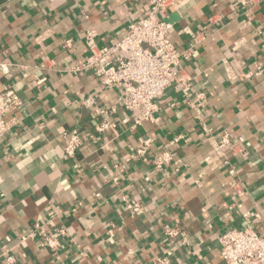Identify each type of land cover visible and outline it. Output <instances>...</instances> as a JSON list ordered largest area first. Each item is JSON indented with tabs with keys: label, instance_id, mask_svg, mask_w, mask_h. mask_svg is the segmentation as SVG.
<instances>
[{
	"label": "crops",
	"instance_id": "obj_1",
	"mask_svg": "<svg viewBox=\"0 0 264 264\" xmlns=\"http://www.w3.org/2000/svg\"><path fill=\"white\" fill-rule=\"evenodd\" d=\"M148 11L146 0H0V89L22 100L0 141V264L6 251L14 264H223L219 237L245 227L246 213L264 233V0H190L161 14L170 41L191 52L180 62L191 92L168 88L143 119L121 89L74 68L90 55L88 29L112 48ZM96 118L116 126L97 132ZM73 129L84 143L70 159L62 134ZM222 133L232 144L221 154L210 137ZM148 138V155L174 151L172 165L142 162ZM124 197L144 211L130 215ZM164 224L183 236L166 239ZM42 232L58 251L40 245Z\"/></svg>",
	"mask_w": 264,
	"mask_h": 264
},
{
	"label": "built area",
	"instance_id": "obj_2",
	"mask_svg": "<svg viewBox=\"0 0 264 264\" xmlns=\"http://www.w3.org/2000/svg\"><path fill=\"white\" fill-rule=\"evenodd\" d=\"M190 0H146L149 11L139 21L129 25L122 40L112 48H100L97 44V32L88 29L84 33L86 45L90 51L87 59L74 68L75 72L90 71L99 80L102 87L107 90L119 88L122 90L121 103L126 111L140 114L143 119H150L154 112L159 110L157 99L170 87L180 89L186 96L190 95V80L186 78L180 69L181 59L188 57L190 51L179 50L169 39L172 24L162 18L171 10H179ZM66 47H70V41H66ZM262 71H257L261 75ZM202 98L203 94L198 95ZM84 105H94V99L89 97L84 100ZM22 106V100L12 87L0 89V141L4 140L10 132L14 118L10 115ZM114 111V109H113ZM104 114L103 111L99 112ZM141 119L136 120L140 124ZM116 124L107 119L96 118L95 130L105 132ZM62 136L67 139L65 154L74 159L82 147L84 139L78 129L64 132ZM213 148L217 153H223L224 149L231 146L228 133H222L220 137H210ZM152 139H144L137 149L138 157L145 164H151L157 169L172 165L175 152L163 150L157 156H149L148 150L152 146ZM178 171V167L175 169ZM229 174L234 177L237 174L236 167L229 165ZM237 179L229 185L232 188L238 186ZM4 198V193H0ZM125 207L132 216L144 211L143 204L137 199L124 197ZM257 215L246 213L247 223L240 229H229L219 237L221 245L220 254L223 264H264V233L255 228L253 217ZM41 226L35 224L31 230L23 231L20 242L27 241L40 233ZM166 239L178 240L183 236L180 226L164 224L162 228ZM59 235L65 231L59 230ZM40 245L54 251H58L61 241L44 232L40 234ZM7 264H14L15 258L5 253ZM160 263H168L167 259L159 260Z\"/></svg>",
	"mask_w": 264,
	"mask_h": 264
}]
</instances>
